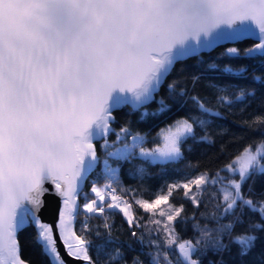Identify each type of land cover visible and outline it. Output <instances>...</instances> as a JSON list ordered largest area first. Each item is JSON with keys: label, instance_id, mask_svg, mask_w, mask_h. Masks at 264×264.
Masks as SVG:
<instances>
[{"label": "snow or ice", "instance_id": "obj_1", "mask_svg": "<svg viewBox=\"0 0 264 264\" xmlns=\"http://www.w3.org/2000/svg\"><path fill=\"white\" fill-rule=\"evenodd\" d=\"M221 38L255 39L258 43L246 49L244 56L264 58V0H0V264H5V249L8 264H30L21 258L18 241V232L29 225L36 226L35 243L48 264H68L64 255L77 264H117L124 259L119 249L107 251L111 241L93 245L86 238L91 231L87 223L80 235L73 229L81 212L88 220L106 209L123 214L129 225L135 223L133 203L117 195L112 186L118 182L119 169L109 159L128 161L138 156L153 164L181 159L182 143L195 139L194 124L203 127L207 121H175L162 130V147H144L146 138L137 134L131 143L108 151L112 112L125 105L136 110L150 102L176 60ZM229 51L239 55L235 48ZM250 95L254 93L241 91L235 100ZM222 101L233 102L228 97ZM160 105L159 111L167 110L163 101ZM199 107L211 113L203 104ZM254 125H264V117H255L248 127ZM260 130L264 134V128ZM128 135V129L122 128L117 141ZM100 139H104L101 147L106 153L103 175L109 182L100 187L93 183L90 191L95 198L83 193L81 208L77 198L100 163L93 143ZM201 140L211 143L207 136ZM226 167L239 179H228L223 185V203L217 205L220 215L209 217L218 226L193 224L198 233L194 239L180 240L176 227L186 226L189 218L182 215L183 204L177 207L170 198L182 190L198 208V194L209 184H223L219 173L204 172L170 184L166 193L151 202L134 201L144 212L162 218L152 223L163 225L164 239L151 240L153 250L142 251L148 264H173L171 253L177 256L176 264H203L209 251L220 258L208 264H225L222 254L229 245L223 243L224 235L239 247L241 257L256 248L259 234L264 233V201L246 199L241 189L253 174H264V140L255 150L246 147ZM45 182L53 184L62 197L55 233L53 225L37 215ZM245 208L259 213L260 221L232 237L234 223L219 221ZM242 222L237 216L235 223ZM105 228L110 235L107 224ZM139 242L143 246V240ZM131 264L144 262L133 257Z\"/></svg>", "mask_w": 264, "mask_h": 264}, {"label": "trees", "instance_id": "obj_2", "mask_svg": "<svg viewBox=\"0 0 264 264\" xmlns=\"http://www.w3.org/2000/svg\"><path fill=\"white\" fill-rule=\"evenodd\" d=\"M258 43L255 39H241L238 41L224 42L214 47L201 50L182 57L174 62L171 71L160 85L154 98L139 109L133 110L130 105H125L112 112L114 121L110 127L113 131L106 137L111 148L129 143L134 135L146 138L144 147L155 148L160 144V132L180 119L205 120L207 123L201 127L194 124L195 139L188 138L182 143L183 157L164 164L149 163L141 158L134 157L128 161L109 159L113 168L119 169L117 190L133 203L135 223L129 225L121 218L118 211L110 210V215L105 218L94 215L86 220L81 212L74 221V230L78 235L81 227L87 223L90 232L86 238L93 245L107 244V251L119 249L124 259L117 264H131L133 257H139L144 264H148V257L142 254L152 251L149 242L151 240H163L162 226L152 223L150 214L138 208L134 201L137 197L152 200L163 194L168 185L181 182L195 176L200 171H205L209 176H216L223 171L234 157L240 154L246 147L256 148L257 144L264 140L261 128L264 125L248 127L257 116L264 117V58H248L244 51ZM237 49L239 55L231 53L230 49ZM243 69L244 71H241ZM172 85V89H169ZM241 91L252 92L245 100H235ZM223 97H228L233 102L224 103ZM195 98V99H194ZM163 101L168 107L166 111H159ZM199 104L211 109V113L202 112ZM122 128H127L129 135L126 140L117 141L116 134ZM207 136V140L201 137ZM96 147L97 157L100 163L89 175L88 181L82 186V193L78 197V205L85 202L83 193L89 198L93 197L90 188L93 183L105 184L107 179L103 175V160L106 153L101 147L104 139L93 141ZM108 149V151L111 150ZM143 169L141 174L138 169ZM246 199L254 202L264 201V174H253L241 189ZM220 189L209 184L206 190L199 194L201 201L197 208L190 200L183 196V191H174L170 201L184 206L182 215L189 219L187 225H177L176 231L180 240H190L197 237V231L192 227L197 224L200 227L207 225L214 229L218 225L209 217L212 214L220 215L217 205H222ZM222 211V208H221ZM138 214H140L138 216ZM203 214V215H202ZM240 217L242 223H235ZM259 213L249 211L247 208L236 215H227L220 219V224L234 223L232 237L249 231V225L259 222ZM107 224L110 228H105ZM99 232L98 237L96 233ZM135 232L136 236L132 233ZM36 228L29 225L18 232L21 258L30 264H48V259L41 253L40 247L35 243ZM261 240L256 248L246 257L239 255V247L230 243L231 237L223 236V243L229 245V250L222 254L225 264H261L264 261V233L259 234ZM143 240V246L139 242ZM90 254L95 253L90 250ZM173 264H176L177 256L170 254ZM220 256L211 251L203 257V264L209 260L217 261ZM103 260L104 257H101Z\"/></svg>", "mask_w": 264, "mask_h": 264}, {"label": "water", "instance_id": "obj_3", "mask_svg": "<svg viewBox=\"0 0 264 264\" xmlns=\"http://www.w3.org/2000/svg\"><path fill=\"white\" fill-rule=\"evenodd\" d=\"M253 27H254V25H253ZM221 28L226 29L227 26L222 25ZM220 30L221 29H217L216 31H220ZM201 38L204 39V37H201ZM230 41H232V40L226 39V38H221V39H218L210 47L198 48L194 53L201 51V50H207V49L214 47L217 44L224 43V42H230ZM190 43L194 44L195 41H190ZM44 188L46 190L44 191V193L41 196L42 203H41V206H40V209H39L37 215H38L40 221H42L43 223L53 225L54 233H55V225L59 219V214L63 208L62 197L58 194V190L55 188V186L53 184H51L50 182H45ZM77 204H78V201H77ZM35 228H36V226H35ZM73 229H74V222H73ZM58 246H59V241H58ZM59 247H60L61 254L64 255L63 247L62 246H59ZM2 258L4 259L5 264H8V260L10 259V257L8 256L6 249H5L4 253L2 254ZM64 258L68 261V264H77V262L71 260L66 255H64Z\"/></svg>", "mask_w": 264, "mask_h": 264}, {"label": "rangeland", "instance_id": "obj_4", "mask_svg": "<svg viewBox=\"0 0 264 264\" xmlns=\"http://www.w3.org/2000/svg\"><path fill=\"white\" fill-rule=\"evenodd\" d=\"M171 126H172V125H171ZM167 128H168V127L164 128L163 130H165V129H167ZM163 135H164V133H163V131L161 130V132H160V139H161V141H160V144H159L158 147H162V146H163V143H164V141H163ZM131 141H132V139H131ZM131 141H130L129 143H131ZM123 145H124V144H121V145H118V146H116V147H113V148H111L110 151H115L117 148H122ZM253 150H255V148H254ZM243 151H244V150H243ZM243 151H242L240 154H238L237 156H240V155L243 153ZM237 156H236V157H237ZM236 157H234L230 163H232L233 160H234ZM230 163H229V164H230ZM229 164H227V165H229ZM227 165H226V166H227ZM226 166L224 167L223 171L219 173L220 178H223V184H221V183H217L216 185H214V186H216V187H218V188L220 189V192L223 191V185L227 184L228 179H237V180L239 179L238 175H235V174H233L232 172L228 171ZM204 172H205V171H200V172H198V173L195 174V175H198V174H200V173H204ZM190 178H191V177H190ZM183 181H184V180H183ZM96 184H97L98 187L103 186V184H98V183H96ZM172 184H173V183H172ZM166 192H167V190H166L164 193H166ZM221 194H222V193H221ZM198 196H199V194H198ZM92 198H95L94 195H93ZM137 199L147 200V199H143V198H141V197H137L136 200H137ZM154 199H155V198H154ZM152 200H153V199H152ZM152 200H147V201L151 202ZM170 202H171V201H170ZM171 203H173V202H171ZM83 204H84V202H83ZM173 204H174V203H173ZM175 205H176L177 207L180 206V205H177V204H175ZM160 207H161L162 209H164L165 212L168 211L166 205H161ZM133 211H134V210H133ZM120 214H121V213H120ZM139 215H140V214H138V216H139ZM119 218H121L123 221H125V222L127 223V219L123 216V214H121V216H120ZM150 219L153 221L154 219H162V218H161L158 214H156V215H151V214H150ZM161 226L163 227V225H161Z\"/></svg>", "mask_w": 264, "mask_h": 264}, {"label": "built area", "instance_id": "obj_5", "mask_svg": "<svg viewBox=\"0 0 264 264\" xmlns=\"http://www.w3.org/2000/svg\"><path fill=\"white\" fill-rule=\"evenodd\" d=\"M113 188H114V187H113ZM117 195H118V194H117ZM104 214H106V211H105V213H104ZM104 214H103V215H104Z\"/></svg>", "mask_w": 264, "mask_h": 264}]
</instances>
